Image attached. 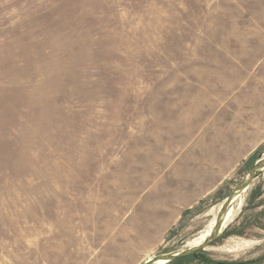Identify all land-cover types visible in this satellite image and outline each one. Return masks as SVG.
Returning <instances> with one entry per match:
<instances>
[{
    "label": "rangeland",
    "instance_id": "1",
    "mask_svg": "<svg viewBox=\"0 0 264 264\" xmlns=\"http://www.w3.org/2000/svg\"><path fill=\"white\" fill-rule=\"evenodd\" d=\"M262 157L264 0H0V264L188 249ZM241 194L177 264H264Z\"/></svg>",
    "mask_w": 264,
    "mask_h": 264
},
{
    "label": "water",
    "instance_id": "2",
    "mask_svg": "<svg viewBox=\"0 0 264 264\" xmlns=\"http://www.w3.org/2000/svg\"><path fill=\"white\" fill-rule=\"evenodd\" d=\"M264 171V157L260 158L257 160L251 170L248 173V176L246 179L241 182L240 184L236 185L232 192L230 193L229 196L226 197L224 200L223 204L221 205L218 213H217V219H216V224L211 231L210 235L205 239L203 243L200 245H197L195 247H189L188 249H185L183 251L175 252V253H169V254H162V255H157L153 258L147 259L143 264H153L156 260L158 259H164L167 261V263L174 261L180 257H185L189 256L191 254H194L198 251L205 250L207 246L210 245L212 241H215L217 237L221 234L223 231V217L228 211L229 206L233 202L234 198L237 195H240L242 192L247 190L253 181L260 177L263 174Z\"/></svg>",
    "mask_w": 264,
    "mask_h": 264
},
{
    "label": "bare ground",
    "instance_id": "3",
    "mask_svg": "<svg viewBox=\"0 0 264 264\" xmlns=\"http://www.w3.org/2000/svg\"><path fill=\"white\" fill-rule=\"evenodd\" d=\"M242 195V194H241ZM241 195H237L233 202L231 203V205L228 208L227 213L225 214V216L223 217V229L230 223V221L232 220L233 216H234V212H235V208H234V203L238 200V198L240 199ZM242 201H238L237 205L241 206ZM216 219L217 216H215L209 223L208 227L206 230L202 231L197 237L193 238L192 240H190L187 244L188 247H195L197 245H200L201 243H203L205 241V239L210 235L211 231L213 230L215 224H216ZM187 247V248H188ZM149 259V258H148ZM151 259V258H150ZM167 261L164 259H158L156 260L153 264H166Z\"/></svg>",
    "mask_w": 264,
    "mask_h": 264
},
{
    "label": "crops",
    "instance_id": "4",
    "mask_svg": "<svg viewBox=\"0 0 264 264\" xmlns=\"http://www.w3.org/2000/svg\"><path fill=\"white\" fill-rule=\"evenodd\" d=\"M235 159V158H234ZM232 160L230 163H228L227 165H226V167H225V171L224 172H222V177H226V176H228L230 173H231V171H232V169L233 168H235L236 167V165H237V162H235V160ZM235 163V164H234ZM221 172V171H220ZM216 175H220V173L219 172H217L216 173ZM208 177H210V181H213V182H217V183H221V181H222V178H220V177H214V180H212V177H211V174L209 173L208 174ZM213 189H210L209 191H207V192H205V193H200V194H195L196 196H195V199H197V198H203L206 194H208L209 192H211ZM199 195V196H198ZM194 196V195H193ZM238 200H239V198H238ZM240 200H242V195H241V197H240ZM236 202H238V201H236Z\"/></svg>",
    "mask_w": 264,
    "mask_h": 264
},
{
    "label": "trees",
    "instance_id": "5",
    "mask_svg": "<svg viewBox=\"0 0 264 264\" xmlns=\"http://www.w3.org/2000/svg\"><path fill=\"white\" fill-rule=\"evenodd\" d=\"M237 233H239V232H237ZM227 234H228V230L224 232V235H227ZM203 251H204V250H201V251H198V252H196V253H194V254H191V255H189V256L180 257V258H178V259H176V260H174V261L169 262V264H177L178 262H182L183 260H186L187 258H194V257L196 258V257H198V255L201 254Z\"/></svg>",
    "mask_w": 264,
    "mask_h": 264
}]
</instances>
